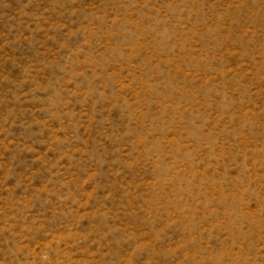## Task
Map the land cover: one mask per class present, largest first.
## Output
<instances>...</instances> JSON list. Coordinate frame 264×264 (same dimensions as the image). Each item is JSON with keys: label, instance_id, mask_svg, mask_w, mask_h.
Wrapping results in <instances>:
<instances>
[{"label": "rangeland", "instance_id": "rangeland-1", "mask_svg": "<svg viewBox=\"0 0 264 264\" xmlns=\"http://www.w3.org/2000/svg\"><path fill=\"white\" fill-rule=\"evenodd\" d=\"M0 264H264V0H0Z\"/></svg>", "mask_w": 264, "mask_h": 264}]
</instances>
